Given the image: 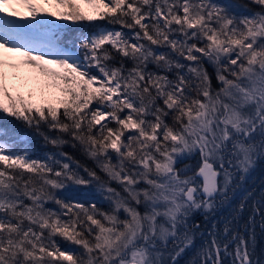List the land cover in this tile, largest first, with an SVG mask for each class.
<instances>
[{
	"label": "snow or ice",
	"instance_id": "1",
	"mask_svg": "<svg viewBox=\"0 0 264 264\" xmlns=\"http://www.w3.org/2000/svg\"><path fill=\"white\" fill-rule=\"evenodd\" d=\"M252 2L236 15L224 0H0V114L54 148L70 137L95 165L33 155L0 127V264H181L189 252L188 264H264V196L243 231L225 218L199 247L193 222L264 158V0ZM96 21L111 27L83 29ZM92 183L106 209L70 195Z\"/></svg>",
	"mask_w": 264,
	"mask_h": 264
},
{
	"label": "trees",
	"instance_id": "2",
	"mask_svg": "<svg viewBox=\"0 0 264 264\" xmlns=\"http://www.w3.org/2000/svg\"><path fill=\"white\" fill-rule=\"evenodd\" d=\"M234 1L236 5L241 8L245 9L244 14H248L250 12L258 11L259 7L255 5L252 0H229ZM236 8H232L236 15H244L240 12L236 11ZM101 27H111L106 21H96L92 23L85 22L83 24V29L85 31H96ZM76 32H79L80 29L76 28ZM205 67L208 68V71L210 74L214 77V68L210 64H206ZM214 83H216L215 80H213ZM0 127H6L8 129L14 130L17 134L27 136L28 138V145L30 148V151L33 153V155L40 156L48 152H54V151H63L68 153L70 156L74 158V160H77L80 162L81 165L87 166L89 168L95 167L93 161L88 158L82 148L75 144L71 140L70 137L65 136L64 139L68 142L60 146L59 148H54L51 144H46L43 137L36 132L35 129L29 128L25 124H23L21 121L16 120L12 117L6 116L5 114H0ZM41 131H45V129H41ZM97 171H99L97 169ZM81 174L86 175L81 170ZM101 175H103L101 173ZM73 189L76 191L73 193H70V195H77V198L79 200L84 201H91L86 196V193L90 194H101L97 193L98 191V185L95 183H92L87 186H81V185H71ZM241 188L237 189V195L232 198L231 202L224 203V204H218V206L215 208L214 211L210 213H205L203 210H200L194 214V221H199L201 224V228L197 232V238H196V246L199 247L203 240L206 237H201L199 235L200 231L207 232L208 229L212 228V224L215 222L217 229L222 231L223 228V222L225 218L231 219L233 216H236L237 219L234 221V224L236 228L243 231L244 224L248 221V217L251 213V206L253 203V200L260 199L261 196H264V158H260L257 160L255 167L250 172L248 177L244 180ZM239 191V192H238ZM81 193H84V197L81 195ZM248 194H251V198L247 200V206L245 207V210L242 213H237L234 211L238 205L240 204L241 200ZM219 199V198H218ZM97 202L98 207L101 208H107L108 204L105 202H101L99 200H95ZM255 248H256V254L261 257V259H264V230L260 227V219L257 217L256 219V227H255ZM194 251V250H193ZM192 253L193 256V252ZM186 257V255L184 256ZM183 259V258H182ZM226 264H230V258H226Z\"/></svg>",
	"mask_w": 264,
	"mask_h": 264
},
{
	"label": "rangeland",
	"instance_id": "3",
	"mask_svg": "<svg viewBox=\"0 0 264 264\" xmlns=\"http://www.w3.org/2000/svg\"><path fill=\"white\" fill-rule=\"evenodd\" d=\"M224 2L225 3H227V4H230L231 5V7L232 8H236V7H240V6H238V5H236V3H234V1H229V0H224ZM19 11H21V12H25L26 13V9L25 8H23V7H19V9H18ZM236 11H238V12H240L241 14H244V13H246L245 12V9L243 10V9H241V8H236ZM245 15V14H244ZM6 55H11V54H6ZM193 163H195V159L193 158V157H186V158H181V159H179L178 160V162H177V166L178 167H184L185 165H191V164H193ZM253 170V169H252ZM251 170V171H252ZM250 171V172H251ZM250 174V173H249ZM248 174V175H249ZM248 175H247V177H248ZM246 177V178H247ZM245 178V179H246ZM239 192V191H238ZM97 193H100V192H97ZM81 195L84 197V193H81ZM85 197H87L88 199H90L91 201L92 200H99V201H101V202H105V203H107L105 200H104V198H103V195L102 194H90V193H86V196ZM196 212H194V214H195ZM192 253H188L187 255H186V257H183V259H182V261H181V264H188V262L192 259Z\"/></svg>",
	"mask_w": 264,
	"mask_h": 264
}]
</instances>
